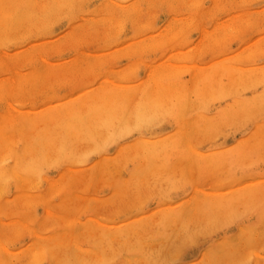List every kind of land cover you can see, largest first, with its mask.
I'll return each mask as SVG.
<instances>
[{
	"label": "rangeland",
	"instance_id": "obj_1",
	"mask_svg": "<svg viewBox=\"0 0 264 264\" xmlns=\"http://www.w3.org/2000/svg\"><path fill=\"white\" fill-rule=\"evenodd\" d=\"M0 264H264V0H0Z\"/></svg>",
	"mask_w": 264,
	"mask_h": 264
},
{
	"label": "bare ground",
	"instance_id": "obj_2",
	"mask_svg": "<svg viewBox=\"0 0 264 264\" xmlns=\"http://www.w3.org/2000/svg\"><path fill=\"white\" fill-rule=\"evenodd\" d=\"M14 121H12V125H14L15 126V128L17 129V130H20L21 128H23V126H22V124L21 123H19V121H17L16 119H13ZM46 122V121H45ZM49 122V121H48ZM66 123H67V121H66ZM68 124V126L70 125V123H67ZM24 125V124H23ZM67 131L69 132V130L67 129ZM71 132V131H70ZM70 132H69V134H70ZM68 134V133H67ZM72 134V133H71ZM70 136V135H69ZM69 138V137H68ZM154 154V152H151V155L150 156H152L153 154ZM189 170V169H188ZM15 174V173H14ZM13 174V175H14ZM75 247V246H74Z\"/></svg>",
	"mask_w": 264,
	"mask_h": 264
}]
</instances>
